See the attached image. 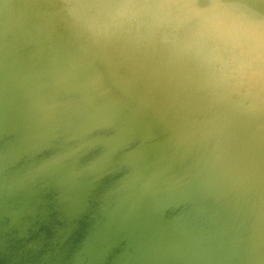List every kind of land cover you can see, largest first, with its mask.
Instances as JSON below:
<instances>
[{"label":"clouds","instance_id":"1","mask_svg":"<svg viewBox=\"0 0 264 264\" xmlns=\"http://www.w3.org/2000/svg\"><path fill=\"white\" fill-rule=\"evenodd\" d=\"M0 14L34 17L49 40L62 28L75 46L53 43L32 85L37 98L15 118L19 147L0 160V192L83 194L66 252L76 239L88 246L94 206L109 207L102 182L119 171L124 146L109 132L126 100L102 91L101 53L109 72L122 73L126 97L154 107L199 154L191 182L226 191L231 227L264 246V0H0ZM120 186L131 202L135 186Z\"/></svg>","mask_w":264,"mask_h":264},{"label":"water","instance_id":"2","mask_svg":"<svg viewBox=\"0 0 264 264\" xmlns=\"http://www.w3.org/2000/svg\"><path fill=\"white\" fill-rule=\"evenodd\" d=\"M10 2L19 7L38 0ZM38 27L30 15L0 14V160L19 147L15 118L37 98L32 85L37 69L50 62L53 43L75 50L62 28L49 40ZM94 66L103 74L102 91L126 100L122 122L109 132L120 134L124 145L114 156L119 171L102 182L109 207L94 206L88 246L76 239L66 252L82 193L61 187L0 192V264H264V246L231 227L236 209L230 195L191 182L199 154L176 141L154 107L126 97L122 73L108 71L104 54L95 56ZM121 184L135 186L131 202Z\"/></svg>","mask_w":264,"mask_h":264}]
</instances>
